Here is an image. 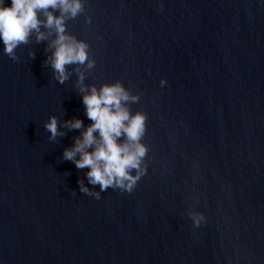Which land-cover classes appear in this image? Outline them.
<instances>
[{
	"label": "water",
	"instance_id": "water-1",
	"mask_svg": "<svg viewBox=\"0 0 264 264\" xmlns=\"http://www.w3.org/2000/svg\"><path fill=\"white\" fill-rule=\"evenodd\" d=\"M83 3L66 31L95 63L63 82L54 29L12 55L0 40V264H264V0ZM117 82L149 117L132 192L64 158L84 130L66 122L92 123L81 88Z\"/></svg>",
	"mask_w": 264,
	"mask_h": 264
},
{
	"label": "clouds",
	"instance_id": "clouds-1",
	"mask_svg": "<svg viewBox=\"0 0 264 264\" xmlns=\"http://www.w3.org/2000/svg\"><path fill=\"white\" fill-rule=\"evenodd\" d=\"M83 7V0H0V40L5 45V52L14 54L17 46L27 43L34 31L38 39H45L47 33L41 30L43 25L56 33L50 45L54 52L49 60L61 82L68 78V64L88 62V66L92 67L95 61L89 62L88 43L66 31V19L77 16ZM56 9H59L60 15L55 14L53 10ZM83 80L81 74V84ZM166 84L167 79L163 78L161 85ZM81 91L85 93L83 103L92 123L85 128L80 118L66 122L71 128L84 130L75 145L65 149L64 158L74 161L78 168H89V182L99 184L101 191L120 187L132 192L147 172L143 160L149 151L142 140L147 131L148 114H132L126 104L129 100H138L139 96H133L120 82L100 88L92 86L90 90L85 85ZM46 127L53 139L63 135L55 116ZM134 169L137 170L135 175ZM79 183L81 191L90 193L83 180ZM96 197L100 198V192L96 193ZM190 216L196 227L208 221L203 212L190 213Z\"/></svg>",
	"mask_w": 264,
	"mask_h": 264
}]
</instances>
